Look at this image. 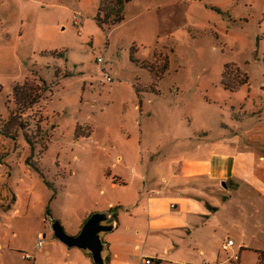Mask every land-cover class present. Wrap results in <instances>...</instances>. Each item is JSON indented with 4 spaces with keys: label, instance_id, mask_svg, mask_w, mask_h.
I'll return each mask as SVG.
<instances>
[{
    "label": "rangeland",
    "instance_id": "374dc122",
    "mask_svg": "<svg viewBox=\"0 0 264 264\" xmlns=\"http://www.w3.org/2000/svg\"><path fill=\"white\" fill-rule=\"evenodd\" d=\"M99 8L0 0V264H93L51 224L76 236L108 210L134 229L103 238L124 262L264 264V0H128L117 25L100 24ZM27 79L46 91L7 137ZM217 146L235 155V178L187 179L177 191L180 162ZM146 188L168 198L158 232ZM180 193L209 215L195 219L205 225L196 241L181 226Z\"/></svg>",
    "mask_w": 264,
    "mask_h": 264
},
{
    "label": "crops",
    "instance_id": "0c3cea01",
    "mask_svg": "<svg viewBox=\"0 0 264 264\" xmlns=\"http://www.w3.org/2000/svg\"><path fill=\"white\" fill-rule=\"evenodd\" d=\"M219 146L215 147V151L210 152L208 157L206 158H192V159H183L179 166L177 167V172L176 175L172 177V179H175V188L177 191L181 190L184 180L187 179H197V178H206L209 181L213 180H232L235 178V169L237 165V159L235 155L233 154H227L223 153L221 151ZM170 180V179H169ZM173 181V180H172ZM153 187V186H151ZM167 188H170L169 185H167ZM146 196H147V210L149 213V225L150 227H155L156 232L157 230L161 228L159 222L161 221V217H163L164 214L168 212L167 206L166 209L164 210L165 203L168 202L167 197H159V192H154V189H149L146 188ZM172 191V188H171ZM173 193V191L171 192ZM156 196H152V195ZM181 200L179 202V211H178V216L183 217V229L189 233V238L191 240H194L196 237L194 233H192V229L194 231H198L199 229H205V225L203 223H197L195 219L200 218L201 221L204 219V217L209 216L207 214V211L202 208L198 203H196L194 200L191 198L185 197L180 193ZM151 197V198H150ZM150 198V199H149ZM137 202V201H136ZM144 201L142 198L137 202L138 205L145 206L143 203ZM172 208V207H171ZM175 206L172 208L174 209ZM177 208V207H176ZM115 213V211H114ZM171 213V212H170ZM205 214V215H204ZM116 216V214H115ZM176 216H172L173 219H175ZM117 219V216H116ZM199 220V219H198ZM122 227L126 231H131L134 234V229H131L130 226H122L120 221L117 219V225L116 229H119L121 231ZM204 231V230H203ZM128 233V232H126ZM161 234V233H159ZM175 237V236H174ZM125 239V238H123ZM195 239L194 241H196ZM104 241V239H103ZM126 240H123L121 245H124ZM110 248L109 245H107V248ZM111 249V248H110ZM137 249V247H136ZM109 250V249H108ZM78 255V254H76ZM144 256V255H143ZM140 258V257H139ZM138 257H130V261H135V259H139ZM155 264L159 263V260L155 259L153 260ZM173 263L175 261H172ZM140 263V260H139ZM106 264H132V263H127L122 260L120 257V254L116 251H111L110 254L107 257Z\"/></svg>",
    "mask_w": 264,
    "mask_h": 264
},
{
    "label": "water",
    "instance_id": "95a60500",
    "mask_svg": "<svg viewBox=\"0 0 264 264\" xmlns=\"http://www.w3.org/2000/svg\"><path fill=\"white\" fill-rule=\"evenodd\" d=\"M227 189V182H222ZM117 225L114 211L92 213L84 222L76 236L68 235L58 221L51 224V229L57 240L68 248H78L91 257L93 264H106L109 250L103 241L106 234L113 232Z\"/></svg>",
    "mask_w": 264,
    "mask_h": 264
},
{
    "label": "trees",
    "instance_id": "16d2710c",
    "mask_svg": "<svg viewBox=\"0 0 264 264\" xmlns=\"http://www.w3.org/2000/svg\"><path fill=\"white\" fill-rule=\"evenodd\" d=\"M128 0H100V8L99 11L104 15V19H98L100 24H109V25H117L122 22V10L124 5ZM227 68V67H226ZM225 68V69H226ZM224 78H227V73L223 75ZM246 82V78H240L234 88L242 85ZM44 84V83H43ZM37 89V90H36ZM45 86L42 88H38V86L33 82V80L27 79L26 82L17 86L14 89L13 98L16 103V111L13 113V119L7 123L4 130H2L3 134L7 137L14 136V130L19 127L21 129H25L21 122L20 114L24 111L30 109L33 105H35L41 95V93L45 92ZM18 113V115H17ZM26 142L29 145H33L30 137L27 136V133H24ZM113 211V210H111Z\"/></svg>",
    "mask_w": 264,
    "mask_h": 264
},
{
    "label": "built area",
    "instance_id": "2783aa9c",
    "mask_svg": "<svg viewBox=\"0 0 264 264\" xmlns=\"http://www.w3.org/2000/svg\"><path fill=\"white\" fill-rule=\"evenodd\" d=\"M81 21H82V18L80 17V16H75L74 17V22H75V24L77 25V26H79V25H81ZM97 64L99 65V64H102V60L101 59H98L97 60ZM101 69H102V67H100L99 68V70L101 71ZM105 76V80L107 81V82H112V77L111 76H109V75H107V74H105L104 75ZM172 208H173V206H172ZM43 235H39L38 236V240H37V243H36V245H35V249H41L42 248V246H43ZM232 245V241H229L228 243H225V244H223L222 245V249L223 250H226L228 247H230ZM24 259H30V257H28V256H24L23 257ZM139 260H140V264H153L154 262H153V260H150V259H148V258H146L145 256H143V255H141L140 256V258H139Z\"/></svg>",
    "mask_w": 264,
    "mask_h": 264
}]
</instances>
